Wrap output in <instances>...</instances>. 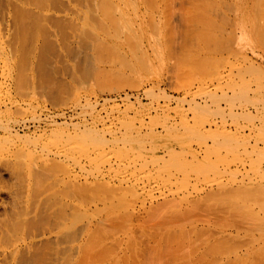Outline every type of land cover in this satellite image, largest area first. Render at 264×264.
<instances>
[{
    "label": "rangeland",
    "instance_id": "374dc122",
    "mask_svg": "<svg viewBox=\"0 0 264 264\" xmlns=\"http://www.w3.org/2000/svg\"><path fill=\"white\" fill-rule=\"evenodd\" d=\"M157 1L0 0V206H3L0 207V212L3 211L0 220L5 219L6 223L14 222V220H11V215H13L11 212L14 210L11 211L10 208L12 207L11 209H13L12 205L17 203V207L15 205L17 212L22 215L24 213V217L20 214L22 220L24 219L28 224H32L31 232L28 229L24 232L20 231V235L18 234L16 237L19 242L18 244L23 240L29 242L33 238L32 236H36L37 238L34 239V242L36 240L39 249L37 244L34 243L35 246L33 245L30 248L32 249L30 250L32 251L30 255L33 256V253L38 249L35 253L37 254L36 259L39 261H37L39 264H64L67 261L64 260L66 256L69 258V261L71 260V263L69 261V263H66L72 264L74 261L81 260V256L78 257V255H82L81 252L83 251H87L84 253H88V251L94 252L93 254L88 253L89 261L87 259L86 264H89V262H92V264L93 262L95 264H120V262L124 263V261V264L126 262L127 264H146V261L147 264H173L174 262H171L172 258L173 260L175 258V262L177 259L180 261V258L183 260L186 254L188 256L184 260L190 262L191 260L193 261V258L195 259V256H191V254L201 249L202 246H207L204 243L207 242L208 246L209 244L212 245L209 242L215 243L216 238H222L221 241L223 242L226 234L232 237L233 235H239V238L241 237L239 240L242 239V242L249 238L255 239L253 244L257 246L254 248L258 249L259 252H264V246H262L264 245V236L263 239L260 237L261 233L264 235V228L259 230L264 227V209H262L264 207L262 206L264 205V195H260L259 197L257 193V195L252 196L248 192L252 197H247L246 195L245 197L240 196L237 199L229 198L230 201H228L227 195L223 196L227 200L221 195L223 199L219 201L218 195L217 201L214 199L216 198V194L213 196L214 200L212 196L211 198L206 197L211 195L212 190L220 189L221 187H223L221 192L227 190L228 187L229 189L230 187L231 189L245 188V185L246 188L250 189H254L255 185L264 188V177H262L264 176V158H261L264 157V146H262L264 142L261 144V141H264V122L262 124V120L264 121V108L260 106V102L264 101V94L257 92L253 96L247 92H240V87L250 78L248 74H244L251 67L250 62H243L244 57L253 60L251 62L255 64L254 67L256 66V69L252 66L254 71L256 70L255 79H258L255 81L264 86V71L262 69L264 68V44L257 34H252V36L250 34L251 40L253 39L252 44L251 41L247 42V40H250V37H247L246 41L242 42L241 40L239 50L233 42V26L236 15L240 16V19L246 18L245 21L249 24L250 4L248 0L246 2L245 0H235L236 2L234 0H206L204 4L206 7L203 6V8L202 0ZM166 1L169 2L165 5ZM242 3L244 5H241ZM237 9H240V11L238 10L239 14H237ZM195 14L199 17L201 16L202 19L201 17H196ZM243 14L245 15L243 16ZM188 15L190 17H187ZM198 18L203 20L201 21L202 23L197 20ZM114 21L117 24L119 23L118 26ZM217 22L220 23V26ZM112 25H114L115 29H111ZM167 25L168 27H166ZM246 26L249 29L247 24ZM126 28L129 29V32ZM198 29L200 30L199 32H197ZM208 29L209 32L207 31ZM204 30L205 33H208L205 34ZM202 39H205L207 46ZM242 39L244 40V37ZM253 45L255 50L259 51L253 50ZM257 45L259 46L257 47ZM250 46L251 49H249ZM238 51L240 52V61L234 62L235 57L233 55L238 53ZM209 59L211 60L210 62ZM209 63L211 66H209ZM233 63H238V65L234 64V66ZM236 67H240L241 71L245 70L243 73L241 72L245 75L243 78L241 73L239 75L240 78H235L238 75L232 69ZM206 71L209 72V75ZM125 77L126 79H124ZM210 99H212V102ZM216 99L218 100L215 104ZM248 102H252L251 105H253L251 106ZM204 103L208 106V109L206 106L205 109L202 108L204 107ZM206 109L210 112L208 113ZM247 112L249 113L247 114ZM253 113H255V116ZM248 116L253 117L248 120ZM240 121H242V124ZM207 124H224L232 133L209 134L204 131L199 132V129L203 130L201 126H204L207 130L210 129ZM239 124L242 127L244 126L245 130L241 131ZM260 127L263 128L262 132ZM52 130L57 131V137L48 139L39 137L42 132H53ZM204 133L206 138L203 135ZM237 134L240 135L238 136ZM250 134L251 136H248ZM76 135H82L87 141L82 140L80 143L77 142ZM225 135L228 137L227 140H225L227 138ZM13 136L32 138V143L22 144L20 142L17 144L14 139L12 145V143L4 141L5 137ZM86 136L87 138H85ZM217 136L218 138L215 139ZM89 139H93L94 142L88 143ZM250 139L254 143L261 142L258 143L260 146L257 144L256 147V143L254 144ZM232 141L235 145L231 143ZM250 142L253 143V148ZM244 143L246 145L250 144L244 148ZM232 146L235 147L233 148ZM235 148L239 151H236ZM249 149L255 152L253 153ZM243 151L247 156H244ZM191 153L196 155L198 159L193 158ZM252 154H255V157ZM259 162H262V165ZM236 168L237 171H234ZM231 170L234 171V174L228 175L227 172L230 173L232 172ZM223 172H226L227 175L225 173L222 176ZM185 174L186 177L183 178ZM244 174L249 177V179L246 177L249 181L244 178ZM168 175H173L176 179L174 178L171 184L165 183V186L162 181ZM220 177L222 180H220ZM217 179L219 180L216 181ZM261 179L262 181H260ZM103 182L104 184H102ZM118 186L121 189L123 187L125 190L122 189L120 191L117 188L119 190L117 192L116 187ZM104 188L108 189V192H105ZM111 188L112 190L113 188L116 189L114 190L116 193L112 192L110 194ZM83 189L87 190L88 193H86L87 191H83ZM74 190L77 191L75 192ZM82 191L84 193H81ZM100 192L104 195H100ZM162 192H165V194H162ZM106 193H109L111 196L108 195L107 197ZM217 193L220 194L219 192ZM114 194H117L118 197L114 196ZM241 194H243L242 191ZM164 196L168 197V200ZM205 197L206 199L204 200L208 198L209 201L212 200L207 203L206 201L203 202L202 199ZM162 198L165 199L164 201H170L171 205H173V202L175 204L176 201L178 203V207L176 206V208H180L179 206L183 207L184 205L185 212L182 209L183 213L173 216L175 220L173 219L172 221L180 223L179 219L182 218L181 223H186V225L183 224L185 228L179 227V223V225L175 226L176 224L172 222V225L171 220L170 224L169 221L165 222L169 217L172 219V214L167 212L168 207H166L167 211L164 209ZM189 200H193L191 204L194 206L198 205V210L202 209V212L205 203L206 207L208 205L210 207L211 205V209H208L209 207L205 208L206 210L203 213L207 214V210H211V212L209 211L210 213L205 215L200 211L199 213L198 210L195 211L196 209H193V205L188 203L190 202ZM200 200L202 204L204 203L203 205L201 203L198 204ZM194 201H197V203ZM155 202L163 205V211L165 210L167 214L165 215L161 211V214L158 213L161 222L155 216L156 219L154 218L155 220L151 221L153 222L151 226H148L150 221L146 220V217H150L148 216L149 212H151V216L154 215L150 207L155 208V206H158V209L161 208ZM255 204L262 205L260 207ZM39 205L42 208L44 207L45 212L43 209L37 211H42V214L45 213L47 217L49 214V217L52 218H49L50 220L42 218L46 222L48 220V225L50 226H46L47 223H44L45 221L41 219L43 215L40 216V219L43 221H41V224L40 219H37L39 221V228H37L39 230L42 228V232L40 231L38 236L37 232L39 230L32 229V227H36L35 223L37 221L34 222V220L39 217H36L39 214L36 211V207ZM40 206L39 208H41ZM173 207L175 208V206ZM3 208H7V215H5V209ZM39 208L37 207V209ZM213 208L216 211L219 209L218 213L216 212L217 214ZM87 209L88 211H86ZM109 209H114L110 216L107 214L110 211ZM188 209L192 211L188 212ZM93 210L98 211L95 212ZM129 211L131 215L128 221ZM225 211L227 214H221V212ZM124 212L128 213L124 215ZM118 214L127 216V218H123L122 215L120 216L122 220L125 219V225L128 222L127 226H125L126 228H122L120 225L124 222L119 220ZM184 214H187V218ZM163 216H167L168 218L163 219ZM198 216L201 224L196 222V220L198 221ZM98 217L101 222L104 219V223L106 224L102 222L100 223L101 226H99L97 224V221H99L97 220ZM112 217L117 222H113ZM176 217H179V221ZM107 218L110 219L109 221H112L107 222ZM218 219H221V221H218ZM144 220L149 222L143 224ZM188 220L191 221V226ZM202 220H205L206 223L204 221L202 223ZM219 222L223 223L220 224ZM229 222L231 225L228 224ZM208 223L211 225L207 226ZM96 224L97 227L95 226ZM159 224L161 227H159ZM236 224L241 225V229L237 228L238 230H235V227H238ZM164 225L166 227L172 225V228H174L172 229L168 226L165 230L163 229ZM217 225L220 227H217ZM221 225H224L225 229ZM228 225L231 228L234 227L231 229L230 227L228 228ZM3 227H5L4 224L1 229ZM67 227L70 232L73 230L74 239L72 238V242H70L72 233L69 234V231L66 230ZM107 227L108 229H106ZM47 228L48 230H52V232L47 233ZM115 228L117 229L115 230ZM90 229L96 232H93L94 236H97L96 240H100L98 241V246H95L91 242L93 239L88 238L93 244L91 246L96 247L94 248L96 251L89 246V243L88 246L84 243V238L88 236L87 234H92ZM35 230L37 234H35ZM79 230H81L80 234ZM57 231H63L65 234L63 232L58 233ZM182 231H185V234ZM195 231H199L201 236L198 235L199 232L195 234ZM205 231L212 235L205 233ZM105 232H108L107 235ZM164 232H173L180 239L182 238V234L186 235H182L185 238L181 239L183 244L181 241V244L165 242ZM213 233H216L215 236ZM68 234L71 235L70 239L67 238ZM144 234H146L145 236H147L146 239L149 240V243L145 240ZM131 235L133 238L130 237ZM160 236L163 240L158 239ZM210 236L213 237L210 238ZM232 237H229V239L231 240ZM38 238L39 240H37ZM41 239H43V242L47 241V243H41ZM229 239L228 241H230ZM85 241L87 242L88 240ZM192 241L193 243H190ZM238 241L235 243L238 244ZM239 242L241 244V241ZM139 243L142 245H138ZM184 243L186 244L184 245ZM246 243L249 242L246 241ZM64 244L66 248H69L66 249ZM82 244H85L88 248L90 247L92 251L91 249L88 250V248L84 250L83 247L81 248L83 251L79 250L78 247L79 245L82 246ZM193 244L195 245L193 246ZM5 245H0V264L5 262V259L9 257V253L7 252L11 251V248H7ZM132 245H134L133 248ZM135 246H140L137 249L142 247L143 249H140L141 251L137 250L134 248ZM244 246L247 248H239L237 250L238 254H242L243 251L251 248L249 244ZM71 247L73 248L71 249ZM100 247L101 249H99ZM260 247H262V250H260ZM129 248H132V251H134L129 252ZM175 248L179 251H176ZM237 248L235 247V249ZM7 249L10 250L8 251ZM153 249L156 250L153 251ZM106 250L108 255L104 252V255L101 254V256H108V260L103 258L105 261L102 259L99 261L101 257L100 253ZM109 250H112V255ZM258 250H256V253ZM30 251L24 248V252H22L23 256L19 255L20 259L17 257L15 264H22L24 261L29 262L26 264H31L36 260L35 258L33 260V257L29 259ZM126 252L128 253L126 254ZM134 252L137 253L136 256H133V254L135 255ZM177 252L181 253L177 254ZM122 253L126 254V257L125 255L122 257ZM152 254L156 255L152 256ZM175 255H180L181 257L177 256L176 258ZM244 255L242 254V256ZM112 257L113 259H111ZM245 257L247 258L246 255ZM224 258L231 259L232 254L229 257L224 256ZM224 258H222V263L219 261L220 264L226 262H224ZM150 259L151 261L148 262ZM8 261L10 259L6 260V262ZM217 262L215 264H218ZM33 264H35V261ZM203 264H213V260H205Z\"/></svg>",
    "mask_w": 264,
    "mask_h": 264
},
{
    "label": "bare ground",
    "instance_id": "6f19581e",
    "mask_svg": "<svg viewBox=\"0 0 264 264\" xmlns=\"http://www.w3.org/2000/svg\"><path fill=\"white\" fill-rule=\"evenodd\" d=\"M126 1H127V0H126ZM145 1H147V0H145ZM150 1H151V0H150ZM155 1H156V0H155ZM158 1H159V0H158ZM158 1H157V2H158ZM164 1H165V0H164ZM194 1H195V0H194ZM207 1H208V0H207ZM234 1H235V0H234ZM239 1H240V0H239ZM242 1H243V0H242ZM242 1H241V2H242ZM168 2H169V1H166V3H164V4L166 5ZM189 2H190V1H189ZM198 2H199V1H198ZM201 2H203V5L200 3V4L202 5V7L205 6L204 4H205L206 0H204V1L202 0ZM210 2L212 3V1H210ZM224 2H225V1H224ZM235 2H236V1H235ZM245 2H246V0H245ZM245 2H244V4H245ZM208 3H209V2H208ZM248 3L250 4V16L248 17V18H250V19H249V24L246 23V21H245L246 18H245V17H244L245 19H242V18L240 19V16L236 15L235 23H234V26H233V31H234V39H233L234 41H233V42H234V45H235L236 47H238V50H239V46L241 45V40H242V42H243V41H246L245 39H248V38L250 37V34H251V36H252V34H253V35L257 34V35L260 37V40H262V41H263V44H264V0H248ZM248 3H247V4H248ZM125 4H126V3H125ZM148 4H149V3H148ZM206 4H207V3H206ZM209 4H210V3H209ZM212 4H213V3H212ZM231 4H232V3H231ZM244 4L242 3L241 5H244ZM115 5H116V4H115ZM117 5H118V4H117ZM129 5H130V3H129ZM191 5H192V4H191ZM201 5H200V6H201ZM232 5H233V4H232ZM232 5H231V6H232ZM170 6H171V5H170ZM197 6H198V5H197ZM215 6H216V5H215ZM223 6H224V5H223ZM228 6H229V5H228ZM113 7H114V6H113ZM121 7H122V6H121ZM131 7L133 8V6H131ZM131 7H130V8H131ZM135 7H136V6H135ZM162 7H163V6H162ZM167 7H168V6H167ZM205 7H206V6H205ZM208 7H209V6H208ZM210 7H211V6H210ZM255 7H256V8H255ZM119 8H120V7H119ZM155 8H156V7H155ZM165 8H166V7H165ZM199 8L201 9V7H199ZM203 8H204V7H203ZM224 8H226V6H224ZM230 8H231V7H230ZM243 8H244V7H243ZM190 9H191V8H190ZM196 9H198V8H196ZM200 9H199V11H200ZM235 9H236V8H235ZM133 10H134V9H133ZM183 10H184V9H183ZM203 10H204V9H203ZM208 10H210V9H208ZM238 10L240 11V9H237V11H238ZM205 11H206V10H205ZM205 11H203V12L205 13ZM239 11L237 12V14H239ZM201 12H202V10H201ZM104 13H105V12H104ZM164 13H165V11H164ZM196 13H197V10H196ZM187 14H188V13H187ZM201 14H203V13H201ZM190 15H191V14H190ZM193 15H194V14H193ZM195 15H196V14H195ZM203 15H204V14H203ZM244 15H245V14H243V16H244ZM119 16H120V15H119ZM185 16H186V15H185ZM110 17H111V16H110ZM187 17H190V16L188 15ZM193 17H194V16H193ZM196 17H199V16L196 15ZM200 17H201V16H200ZM200 17H199V18H200ZM203 17H204V16H203ZM108 18H109V17H108ZM108 18H107V19H108ZM151 18H152V17H151ZM164 18H165V17H164ZM199 18L197 19L198 21H200V22L203 21V20H200ZM201 19H202V17H201ZM205 19H206V18H205ZM114 20H115V19H114ZM116 20H117V19H116ZM165 20H166V19H165ZM192 20H193V19H192ZM185 21H186V20H185ZM193 21H194V20H193ZM195 21H196V20H195ZM198 21H197V22H198ZM207 21H208V20H207ZM207 21H206V24H207ZM108 22H109V21H108ZM114 22H115V21H114ZM133 22H134V21H133ZM165 22H166V21H165ZM197 22H196V23H197ZM208 22H209V21H208ZM247 22H248V21H247ZM84 23H85V22H84ZM115 23H116V22H115ZM115 23H114V24H115ZM153 23H154V22H153ZM160 23H161V21H160ZM201 23H202V22H201ZM217 23H218V22H217ZM118 24H119V23H118ZM118 24L116 23L117 26H118ZM124 24H125V23H124ZM162 24H163V23H162ZM199 24H200V23H199ZM218 24H219V26H220V23H218ZM246 24L249 26V27H248L249 29H247ZM104 25H105V24H104ZM116 25H115V26H116ZM155 25H157V24H155ZM155 25H154V27H155ZM208 25L210 26V24H208ZM113 26H114V25H112V27H113ZM125 26H126V24H125ZM133 26H134V25H133ZM151 26H152V25H151ZM189 26H190V25H189ZM204 26L206 27V25H204ZM231 26H232V25H231ZM112 27H111V29H115L114 27H113V28H112ZM119 27H120V26H119ZM142 27H143V26H142ZM166 27H168V25H167ZM105 28H106V27H105ZM109 28H110V27H109ZM117 28H118V27H117ZM127 28H129V27H127ZM127 28H126V29H127ZM149 28H150V26H149ZM158 28H159V27H158ZM161 28H162V27H161ZM202 28H203V26H202ZM207 28H209V27H207ZM207 28H206V29H207ZM111 29H110V30H111ZM129 29H130V28H129ZM129 29H127L128 32H129ZM142 29H144V28H142ZM166 29H167V28H166ZM203 29H204V28H203ZM203 29H202V30H203ZM110 30H109V31H110ZM121 30H122V29H121ZM160 30H161V29H160ZM160 30H159V31H160ZM171 30H172V29H171ZM130 31H132V30H130ZM161 31H162V30H161ZM193 31H194V30H193ZM196 31H197V30H196ZM199 31H200V30L198 29L197 32H199ZM207 31L209 32V29H208ZM233 31H232V32H233ZM174 32H175V31H174ZM208 32H206V33H208ZM111 33H113V32L111 31ZM115 33H116V32H115ZM120 33H121V32H120ZM124 33H125V32H124ZM126 33H127V32H126ZM130 33H131V32H130ZM153 33H154V32H153ZM200 33H201V32H200ZM204 33H205V30H204ZM206 33H205V34H206ZM243 33H245V34H243ZM127 34H128V33H127ZM142 34H143V33H142ZM151 34H152V33H151ZM168 34H169V33H168ZM193 34H194V33H193ZM202 34H203V33H202ZM154 35H155V34H154ZM196 35H197V34H196ZM242 35H243V36H242ZM108 36H109V35H108ZM115 36H117V35H115ZM172 36H173V35H172ZM193 36H194V35H193ZM198 36H200V35H198ZM201 36H203V35H201ZM208 36H209V35H208ZM208 36H206V37H208ZM258 36H257V37H258ZM117 37H118V36H117ZM209 37H210V36H209ZM243 37H244V40L242 39ZM247 37H248V38H247ZM255 37H256V36H255ZM198 38H199V37H198ZM212 38H213V37H212ZM215 38H216V37H215ZM114 39H115V38H114ZM114 39H113V40H114ZM129 39H130V38H129ZM205 39H207V38H205ZM205 39H202V40H204V43H205ZM208 39H209V38H208ZM217 39H219V38H217ZM249 39H250V40H247V42H248V41H249V42L251 41V44H252V40H253V39L251 40V37H250ZM254 39H255V38H254ZM258 39H259V38H258ZM126 40H127V39H126ZM136 40H137V39H136ZM163 40H164V39H163ZM200 40H201V38H200ZM214 40H215V39H214ZM260 40H259V41H260ZM121 41H123V40L121 39ZM127 41H128V40H127ZM130 41H131V40H130ZM206 41H207V40H206ZM208 41H209V40H208ZM210 41H211V39H210ZM210 41H209V44H210ZM216 41H217V40H216ZM219 41H220V40H219ZM110 42H111V41H110ZM202 42H203V41H202ZM202 42H201V43H202ZM217 42H218V41H217ZM221 42H222V41H221ZM112 43H113V42H112ZM126 43H127V42H126ZM133 43H134V42H133ZM155 43H157V42H155ZM161 43H162V42H161ZM226 43H227V42H226ZM136 44H137V43H136ZM206 44H207V43H205V45H206ZM245 44H246V43H245ZM249 44H250V43H249ZM249 44H248V46H249ZM253 44H254V43H253ZM110 45H112V44H110ZM113 45H114V43H113ZM123 45H124V43H123ZM157 45H159V44H157ZM202 45H203V44H202ZM254 45H255V44H254ZM254 45H253V47H252V48H254L253 50H255ZM108 46H109V45H108ZM118 46H119V45H118ZM200 46H201V45H200ZM206 46H207V45H206ZM215 46H216V45H215ZM258 46H259V45H257V47H258ZM260 46H261V45H260ZM201 47H203V46H201ZM212 47H213V45H212ZM216 47H217V46H216ZM233 47H234V46H233ZM261 47H262V46H261ZM261 47H260V48H261ZM226 48H227V47H226ZM226 48H225V49H226ZM240 48H241V47H240ZM262 48H263V47H262ZM112 49H113V48H112ZM136 49H137V47H136ZM145 49H146V48H145ZM206 49H207V48H206ZM249 49H251V46L249 47ZM249 49H248V50H249ZM256 49H257V48H256ZM263 49H264V48H263ZM200 50H202V49H200ZM215 50H216V49H215ZM246 50H247V49H246ZM210 51H211V50H210ZM251 51H252V50H251ZM255 51H259V50H255ZM215 52H216V51H215ZM244 52H245V50H244ZM253 52H254V51H253ZM261 52H263V51L261 50ZM110 53H111V52H110ZM193 53H194V52H193ZM242 53H243V51H242ZM244 54H246V53H244ZM259 54H260V53H259ZM187 55H188V54H187ZM187 55H186V56H187ZM239 55H240V52H239V51H238V53H236V54L233 55V56L235 57V60H233L234 62L239 60ZM229 56H230V55H229ZM246 56H247V55H246ZM260 56H261V55H260ZM263 56H264V55H263ZM263 56H261V57H263ZM191 57H192V56H191ZM212 57H213V56H212ZM249 57H250V56H249ZM138 58H139V57H138ZM144 58H145V57H144ZM201 58H202V56H201ZM201 58H200V59H201ZM232 58H233V57H232ZM242 58H243V57H242ZM233 59H234V58H233ZM263 59H264V58H263ZM137 60H138V59H137ZM202 60H203V58H202ZM251 60H252V59L249 60V59H247V58H245V57L243 58V62H247V63L250 62V66H251V67H249V68L247 67L248 69H247L246 71L243 70V71H245L244 74H248V76H250V78L247 79V80L245 81L246 83H245L243 86L240 87V92H245V93L247 92V93L252 94L253 96H254L257 92H258V93L261 92L262 94H264V86H263L262 84H259L258 81H257L258 83L255 81V80L257 79V78L255 79V72H256V70L254 71V69H253V67H254L255 64L252 63L253 60H252V62H251ZM139 61H140V60H139ZM144 61H145V60H144ZM196 61H197V60H196ZM207 61H208V60H207ZM210 61H211V60L209 59V62H210ZM239 61H240V60H239ZM239 61H238V62H239ZM260 61H261V60H260ZM171 62H172V61H171ZM215 62H216V61H215ZM255 62H256V61H255ZM197 63H198V62H197ZM205 63H206V61H205ZM152 64H153V63H152ZM179 64H180V63H179ZM209 64H210V63H209ZM234 64H235V63H233V65H234ZM261 64H262V62H261ZM207 65H208V64H207ZM233 65H232V66H233ZM235 65H238V63L235 64ZM235 65H234V66H235ZM247 65H248V64H247ZM128 66H129V65H128ZM202 66H203V65H202ZM209 66H211V64H210ZM219 66H220V65H219ZM252 66H253V67H252ZM263 66H264V65H263ZM255 67H256V66H255ZM255 67H254V68H255ZM197 68H198V67H197ZM205 68H206V67H205ZM143 69H144V68H143ZM190 69H191V68H190ZM194 69H195V68H194ZM255 69H256V68H255ZM262 69H263V71H264V68H262ZM262 69L260 68V70H262ZM129 70H130V69H129ZM144 70H145V69H144ZM206 70H207V68H206ZM232 70H234L233 72H235V74L238 75V76L235 77V78H238V77L240 78L239 75H241V74L243 73V71H241V68H240V67H236L235 69H232ZM258 70H259V69H258ZM140 71H141V70H140ZM211 71H212V70H211ZM206 72H208V71H206ZM233 72H232V73H233ZM241 72H242V73H241ZM259 72H261V71H259ZM240 73H241V74H240ZM205 74H206V73H205ZM210 74H211V73H210ZM212 74H213V73H212ZM263 74H264V73H263ZM106 75H107V74H106ZM111 75H112V74H111ZM196 75H197V74H196ZM208 75H209V72H208ZM242 75H243V74H242ZM108 76H109V75H108ZM124 76H125V75H124ZM244 76H245V75H243L242 78H243ZM181 77H182V76H181ZM103 78H104V77H103ZM105 78H106V76H105ZM109 78H111V77L109 76ZM124 79H126V77H125ZM181 79H182V78H181ZM181 79H180V80H181ZM261 79H262V78H261ZM111 80H112V79H111ZM117 80H118V79H117ZM129 80H130V79H129ZM188 80H189V79H188ZM235 80H236V79H235ZM257 80H258V79H257ZM134 82H135V81H134ZM179 82H180V81H179ZM125 83H126V82H125ZM189 83H190V82H189ZM130 84H131V83H130ZM133 84H134V83H133ZM135 84H137V83H135ZM105 85H106V82H105ZM131 85H132V84H131ZM137 85H138V84H137ZM254 87H255V88H254ZM119 88H121V87H119ZM148 94H149V93H148ZM148 96H149V95H148ZM249 97H250V95H249ZM210 98H211V97H210ZM214 99H215V98H214ZM227 99H228V98H227ZM262 99H263V98H262ZM184 100H185V99H184ZM211 100H212V99H210V101H211ZM217 100H218V99H216V101L214 102L215 104H216ZM247 100H248V99H247ZM204 101H205V100H204ZM211 102H212V101H211ZM232 102H233V100H232ZM225 103H226V102H225ZM248 103H250V102H248ZM251 103H252V102H251ZM251 103H250V105H251ZM260 103H261V104H260ZM260 103H259L260 106H262V107L264 108V101H261ZM209 104L211 105V103H209ZM259 104H258V106H259ZM202 105H203V104H202ZM252 105H253V104H252ZM252 105H251V106H252ZM255 105H257V104H255ZM193 106H194V105H193ZM205 106H206V105H205V103H204V107H202V108L205 109ZM235 106H236V105H235ZM189 107H190V106H189ZM196 107H197V106H196ZM218 107H219V106H218ZM253 107H255V106H253ZM197 108H198V107H197ZM206 108L208 109V106H206ZM256 108L259 109V107H257V106H256ZM190 109H191V108H190ZM192 109H194V108L192 107ZM199 109H200V108H199ZM207 109H206V110H207ZM200 110H201V109H200ZM212 110H213V109H212ZM263 110H264V109H263ZM191 111H192V110H191ZM207 111H208V110H207ZM215 111H216V110H215ZM245 111H246V109H245ZM249 111H250V110H249ZM259 111H260V110H259ZM209 112H210V111H208V113H209ZM211 112H212V114H214L213 111H211ZM240 112H241V111H240ZM260 112H261V111H260ZM204 113H205V112H204ZM215 113H216V112H215ZM237 113L240 114L239 112H237ZM244 113H245V112H244ZM244 113H243V114H244ZM248 113H249V112H247V114H248ZM250 113H251V112H250ZM241 114H242V112H241ZM254 114H255V113H253V115H254ZM259 114H260V113H259ZM262 114H263V113H262ZM217 115H218V114H217ZM235 115H237V114H235ZM235 115H234V117H235ZM244 115H246V114H244ZM249 115H252V114H249ZM231 116H232V115H231ZM246 116H247V115H246ZM254 116H255V115H254ZM256 116H257V115H256ZM234 117H233V118H234ZM243 117H244V116H243ZM252 117H253V116H252ZM252 117H251V116H250V117L248 116L247 118H248V120H249V119H251ZM165 118H166V117H165ZM229 118H230V117H229ZM236 118H237V117H236ZM257 118H258V117H257ZM237 119H238V118H237ZM237 119H236V120H237ZM255 119H256V118H255ZM260 119L262 120V118H260ZM160 120H161V119H160ZM238 120H240V119H238ZM252 120H253V119H252ZM261 120H260V122H261ZM164 121L166 122L165 119H164ZM242 121H244V120H242ZM242 121H240L241 124H242ZM250 121H251V120H250ZM250 121H247V122H250ZM253 121H255V120H253ZM253 121H252V122H253ZM162 122H163V121H162ZM244 122H245V121H244ZM247 122H246V124H247ZM263 122H264V121L262 120V124H263ZM211 123H214V122H211ZM209 124H210V123H209ZM236 124H237V123H236ZM236 124H235V125H236ZM257 124H258V123H257ZM164 125H166V124H164ZM207 125H208V124H207ZM237 125H238V124H237ZM244 125H245V124H244ZM166 126H167V125H166ZM196 126H197V125H196ZM239 126H240V124H239ZM258 126H259V125H258ZM168 127H170V126L168 125ZM201 127L203 128V130H200L199 127H198L199 132H201V131L203 132V131H204V132H207V133H209V134H211V133L218 134V133H222V132H227L228 134H229V133H230V134L232 133V132H230L229 129H227V127H226L224 124H221V125H217V124L208 125V127L210 128V129H208V130L205 129L204 126H201ZM212 127H214V128H212ZM235 127H237V126H235ZM240 127H241V128H240L241 131L245 130L244 126L242 127V125H241ZM247 127H248V126H247ZM237 128H238V127H237ZM243 128H244V129H243ZM260 128H261V132H262V131H263V130H262L263 128H262V127H260ZM260 128H259V129H260ZM246 129H248V128H246ZM259 129H258V131H259ZM52 131H53V132H50V131H49V132H42V134H41L39 137H44V138H46V139L57 137V135H58V134H57V131H56V130H52ZM183 131H184V130H183ZM212 131H213V132H212ZM235 131H236V129H235ZM246 131H248V130H246ZM250 131H251V130H250ZM199 132H198V133H199ZM252 132H253V130H252ZM256 132H257V130H256ZM263 132H264V131H263ZM233 133H234V132H233ZM237 133H238V132H237ZM246 133H247V132H246ZM228 134H226V135H228ZM127 135H128V134H127ZM199 135H200V134H199ZM203 135L205 136V133H204ZM220 135H221V134H220ZM226 135H225V136H226ZM237 135H238V134H237ZM239 135H240V134H239ZM239 135H238V136H239ZM200 136H201V135H200ZM221 136H222V135H221ZM225 136H224V137H225ZM230 136H231V135H230ZM230 136H229V137H230ZM248 136H251V134L248 135ZM258 136H259V135H258ZM76 137H77L76 140H77V142H79V143H80L82 140H85L84 137H82V135H81V136H80V135H76ZM76 137H75V138H76ZM208 137H211V136H208ZM226 137H227V136H226ZM243 137H244V136H243ZM252 137H253V135H252ZM261 137H262V134H261ZM1 138L4 140L3 137H1ZM85 138H87V136H86ZM91 138H92V137H91ZM205 138H206V136H205ZM212 138H213V137H212ZM217 138H218V136L215 137V139H217ZM222 138H223V136H222ZM253 138H254V137H253ZM253 138H252V139H253ZM14 139L16 140V143H17V144L20 143V142H21L22 144H23V143H24V144H26V143H29V144L32 143V138H29V137H23V136L5 137V140H4V141H6L7 143H12V145H13V142H12V141H13ZM73 139H74V138H73ZM215 139H214V142H215V144H216ZM220 139H221V137H220ZM227 139H228V137H227L225 140H227ZM3 140H2V141H3ZM34 140H35V139H34ZM34 140H33V141H34ZM76 140H75V141H76ZM181 140H182V139H181ZM218 140H219V139H218ZM234 140H235V139H234ZM250 140H251V139H250ZM73 141H74V140H73ZM85 141H87V140H85ZM201 141H202V140H201ZM228 141H229V140H228ZM230 141H231V138H230ZM235 141H236V140H235ZM251 141H252V140H251ZM259 141H260V140H259ZM14 142H15V141H14ZM93 142H94L93 139H92V140L89 139V141H88V143H93ZM102 142H103V141H102ZM218 142H219V141H218ZM220 142H221V141H220ZM240 142H241V141H240ZM244 142H246V141H244ZM247 142H248V141H247ZM247 142H246V143H247ZM252 142H253V141H252ZM257 142H258V141H257ZM261 142H262V143H261ZM261 142H258V143L263 144L264 141H261ZM202 143H203V142H202ZM231 143L233 144L234 142L232 141ZM238 143H239V142H238ZM250 143H251V142H250ZM250 143H248V144H250ZM253 143H254V142H253ZM253 143H251L252 148H253ZM255 143H256V142H255ZM255 143H254V144H255ZM258 143L255 144L256 147H257V144H258ZM73 144H74V143H73ZM244 144H245V143H244ZM248 144H247V145L245 144V147H244V148H246V146H248ZM217 145H218V144H217ZM234 145H235V143H234ZM258 145H259V144H258ZM105 146H106V145H105ZM228 146H230V145H228ZM259 146H260V145H259ZM262 146H264V145H262ZM232 147H233V146H232ZM234 147H235V146H234ZM234 147H233V148H234ZM256 147H254L255 150H257ZM241 148H242V147H241ZM225 149H226V148H225ZM229 149H230V147H229ZM235 149H236V148H235ZM263 149H264V148H263ZM230 150H231V149H230ZM249 150H250V149H249ZM258 150H259V149H258ZM236 151H239V150L236 149ZM247 151H248V150H247ZM250 151H252V149H251ZM243 152H244V151H243ZM252 152L254 153L255 151H252ZM256 152H257V151H256ZM257 153H258V152H257ZM260 153H261V152H260ZM191 154H192V153H191ZM218 154H220V153H218ZM241 154H242V152H241ZM258 154H259V153H258ZM261 154H262V153H261ZM252 155L254 156L255 154H252ZM191 156H192L193 158H197L196 155H193V154H192ZM244 156H247V154H245V152H244ZM68 157H69V156H68ZM250 157H251V155H250ZM254 157H255V156H254ZM256 158H258V157H256ZM256 158H255V159H256ZM261 158H264V157H261ZM197 159H198V158H197ZM245 159H246V157H245ZM253 159H254V158H253ZM238 160H239V159H238ZM242 160H243V158H242ZM260 160H261V159H260ZM173 161H174V159H173ZM236 161H237V159H236ZM245 161H246V160H245ZM251 161H252V160H251ZM254 161H256V160H254ZM252 162H253V161H252ZM121 163H122V162H121ZM171 163H172V162H171ZM246 163H247V162H246ZM259 163H261V165H262V162H259ZM247 164H248V163H247ZM249 164H250V163H249ZM207 165H208V164H207ZM210 166H212V165H210ZM244 166H246V164H244ZM249 166H250V165H249ZM236 167H237V166H236ZM254 167H255V166H254ZM186 168H187V167H186ZM243 168H244V167H243ZM250 169H251V168H250ZM262 169H263V168H262ZM228 170H229V169H228ZM248 170H249V169H248ZM229 171H230V170H229ZM231 171H232V170H231ZM234 171H237V168H236ZM234 171H232V172H230V173L227 172V173H228V175H233V174H234ZM241 171H242V170H241ZM241 171H240V172H241ZM245 171H246V170H245ZM245 171H244V172H245ZM254 172H255V170H254ZM256 172H257V170H256ZM258 172H259V171H258ZM192 173H193V172H192ZM216 173L218 174V172H216ZM225 173H226V172H223V173H222V174H223L222 176H224ZM227 173H226V175H227ZM247 173H250V172H247ZM247 173H245V174H247ZM241 174H242V173H241ZM245 174H244V178L248 177V176H245ZM255 174H256V173H255ZM260 176H261V175H260ZM260 176H258V177H260ZM185 177H186V174L184 175L183 178H185ZM189 177H190V176H189ZM216 177H217V176H216ZM226 177H227V176H226ZM242 177H243V176H242ZM255 177H256V176H255ZM262 177H264V176H262ZM174 178H175V176H173V175H172V176H171V175H168L167 178H166V176L164 177V179H163L162 182H164V185H165V183H170V184H171ZM223 178H224V177H223ZM238 178H240V177H238ZM251 178H252V177H251ZM256 178H257V177H256ZM175 179H176V178H175ZM246 179H247V178H246ZM248 179H249V177H248ZM248 179H247V180H248ZM257 179H258V178H257ZM257 179H256V180H257ZM151 180H152V179H151ZM184 180H185V179H184ZM218 180H219V179H217L216 181H218ZM220 180H222L221 177H220ZM223 180H224V179H223ZM253 180H255V179H253ZM187 181H188V180H187ZM190 181H191V180H190ZM248 181H249V180H248ZM257 181H258V180H257ZM260 181H262V179H261ZM221 182H223V181H221ZM224 182H225V181H224ZM212 183H213V182H212ZM226 183H227V182H226ZM246 183H247V182H246ZM246 183H245V184H246ZM102 184H104V182H103ZM242 184H243V183H242ZM259 184H260V183H259ZM263 184H264V183H263ZM161 185H163V184H161ZM164 185H163V186H164ZM221 185H222V184H221ZM234 185H235V184H234ZM248 185H249V184H248ZM119 186H120V185H119ZM119 186L116 187V189L118 188L120 191H122L123 187H122V189H121V187H119ZM165 186H166V185H165ZM229 186H230V185H229ZM92 187H93V186H92ZM109 187H110V186H109ZM109 187H108V188H109ZM218 187H219V186H218ZM232 187H233V186H232ZM93 188H94V187H93ZM114 188H115V187H114ZM114 188H113V190H112V188L110 189V190H111L110 194H112V192H113V193L115 192L114 190H116V189H114ZM161 188H162V187H161ZM189 188H190V187H189ZM205 188H206V187H205ZM222 188H223V187H221L220 189L212 190V191H214V192L211 191V193H210L211 195L206 196V197L211 198V196H212V199H213V196H215V194H216V196H215L216 198H214V199H215V201H217V199H218V198H217V195H218V197L220 198V199H218V201H219V200L225 198V197H223V196H225V195H227V199H229V198H233V199L235 198V199H237V198H240V196L245 197L246 195H247V197H249V196H251V195H252V196L255 195V194L257 195V193H258V196H259V197H260V195H264V193H263L264 188H261V186L258 187V186H256V185H255L254 189H253L252 187H251L252 189H250V188H246V185H245V188H244V187H242V188L240 187V189H239V188H236V189L233 188V189H231V187H230V189H229V187H228L227 190H223V192H221V191H222ZM260 188H261V189H260ZM98 189H99V186H98ZM101 189H102V188H101ZM104 189H105V188H104ZM118 189H117V192L119 191ZM234 189H235V190H234ZM238 189H239V190H238ZM241 189H242V190H241ZM245 189H246V190H245ZM247 189H248V190H247ZM80 190H81V189H80ZM110 190H109V191H110ZM123 190H125V189H123ZM233 190H234V191H233ZM240 190L242 191L243 194H241V191H240ZM250 190H251V191H250ZM74 191L76 192L77 190H74ZM83 191H85V190L83 189ZM83 191H82L81 193H84ZM86 191H87V190H86ZM86 191H85V192H86ZM90 191H91V190H90ZM99 191H100V190H99ZM101 191H104V190H101ZM106 191L108 192V189H105V192H106ZM126 191L128 192L127 189H126ZM126 191H125V192H126ZM163 191H164V190H163ZM184 191H186V190H184ZM231 191H232V192H231ZM236 191H238V192H236ZM243 191H244V192H243ZM252 191H253V192H252ZM105 192H103V193H105ZM149 192H150V191H149ZM174 192H175V191H174ZM181 192H182V191H181ZM181 192H180V193H181ZM217 192H219V193L221 192L222 194H221V193L218 194ZM224 192H225V193L228 192V193L225 194ZM234 192H235V193H234ZM248 192H250L251 195H250V193H248ZM254 192H255V193H254ZM81 193H80V194H81ZM86 193H88V191H87ZM86 193H85V194H86ZM97 193H98V191H97ZM115 193H116V192H115ZM204 193H205V192H204ZM237 193H238V194H237ZM239 193H240V194H239ZM252 193H253V194H252ZM260 193H261V194H260ZM262 193H263V194H262ZM77 194H78V193H77ZM91 194H93V193L91 192ZM95 194H96V193H95ZM101 194H102V192H100V195H101ZM110 194H109V193H106L105 195H107V197H108V195H110ZM162 194H165V192H162ZM207 194H208V193H207ZM213 194H214V195H213ZM228 194H229V196H228ZM98 195H99V194H98ZM102 195H104V194H102ZM149 195H150V194H149ZM160 195H161V194H160ZM219 195H220V196H219ZM221 195H222L223 198H221ZM110 196H111V195H110ZM114 196L118 197L117 194H116V195L114 194ZM166 196H168V195H166ZM176 196H177V195H176ZM203 196H204V195H203ZM252 196H251V197H252ZM91 197H92V196H91ZM99 197H100V196H99ZM107 197H106V198H107ZM116 197H115V198H116ZM164 197H165V196H164ZM174 197H175V196H174ZM186 197H187V196H186ZM206 197L203 198L202 200H203V202L206 201V203H207V202L209 201V200H208L209 198H208L207 200H204V199H206ZM259 197H257V198H259ZM95 198H96V197H95ZM106 198H105V199H106ZM165 198H166V197H165ZM170 198H171V196H170ZM175 198H176V197H175ZM178 198H179V197H178ZM187 198H188V197H187ZM11 199H12V198H11ZM11 199H10V200H11ZM92 199H93V198H92ZM108 199H112V198H108ZM162 199H163V198H162ZM166 199L168 200V197H167ZM176 199H177V198H176ZM180 199H181V198H180ZM212 199H211V200H212ZM214 199H213V200H214ZM225 199H226V198H225ZM227 199H226V200H227ZM164 200H165V199H163V201H164ZM211 200H210V201H211ZM250 200H252V199H250ZM250 200H249V201H250ZM13 201H14V200H13ZM173 201H174V200H173ZM173 201H171V202H173ZM189 201H190V200H189ZM192 201H193V200H191V201L188 202V203L191 204ZM210 201H209V202H210ZM224 201H225V200H224ZM228 201H230V199H229ZM249 201H248V202H249ZM253 201H254V200H253ZM89 202H90V201H89ZM92 202H93V201H92ZM160 202H161V201H160ZM164 202H166V203L164 204ZM164 202H162L164 206L161 205V204H160V205H161V206H160L159 203L155 202L157 205H159V207H161L160 209H158V206H157V207L155 206V208L150 207V209H152V213H153L154 215L152 214L153 216H151V212H149L148 216H150V217H149L150 219H149L148 217H146V220H149V221H150V223H149L148 226H151V224L153 223V222H151V221H154V220L158 217V213L161 214V211H163V207H164V209H165L166 211H167V209H168L167 212H170V213L172 214V219H171L170 217H169V219H167V218H168L167 216H163V219H164V218L167 219L165 222L169 221V224H170V220H171V223L173 222V221H172L173 219L175 220V217H173V216H175V215H181V213H183V212H182V209H183V211L185 210L184 205H183L184 208H183L182 206H179L180 208H176V206L178 207V203H176V201H175V204H176V205L174 204V202L172 203L173 205H171L170 201H169V202H168V201H164ZM178 202H179V201H178ZM194 202L197 203V201H194ZM194 202H193V203H194ZM250 202H251V201H250ZM250 202H249V203H250ZM255 202H256V201H255ZM257 202H260V201H257ZM14 203H15V202H14ZM112 203H113V202H112ZM115 203H116V202H115ZM140 203H141V202H140ZM169 203H170V204H169ZM195 203H194V204H195ZM200 203H201V200L199 201L198 204H200ZM206 203H205V204L203 203V204H204V210H206L205 208H208V207H209V205H208V207H206ZM251 203H252V202H251ZM0 204H1V203H0ZM16 204H17V203H16ZM16 204H15V205H16ZM88 204H89V203H88ZM118 204H119V203H118ZM130 204H131V203H130ZM156 204H155V205H156ZM201 204H202V203H201ZM203 204H202V205H203ZM231 204H232V203H231ZM262 204H263V203H262ZM262 204H258V205L261 207ZM2 205H4V204H2ZM15 205H12V206H13V209H11L12 207L10 206V207H11L10 210H11V211L14 210V211L11 212V213L13 214V215H11V217H12L11 220H14V222H12V223H6V220H5V219H1V220H0V225L3 226V224H4V226H5V227H3V229H1L2 226H1V228H0V245L2 246V245H4V244H6L5 247H7V248L10 247V248H11V251H9L10 249H9V250L7 249V250L9 251V252H7V253H9V254H8L9 257H7V258L5 259V262H3L4 264H15V259H16L17 257L19 258L21 255L23 256V253H22V252H24V248H25V250L28 249V251H30V250H32V249H30V248H32V246L34 245V243L37 244V243H36V240H35V242H34V239L37 238L36 236H32L33 238L31 237L32 239H31L29 242H25V240H23L20 244H18L19 242L17 241V238H16V237L18 236V234L20 233V231H23V232H24V231H26V230L28 229V231L31 232V226H32V224L30 225V224L27 223L26 220H24V219L22 220V218L20 217V214H21V213H18V212H17V209L15 208ZM21 205H22V204H21ZM42 205H44V204H42ZM142 205H143V204H142ZM166 205H168V206H166ZM191 205H193V204H191ZM191 205H190V206H191ZM255 205H257V204H255ZM258 205H257V206H258ZM24 206H25V205H24ZM39 206H40V205H39ZM39 206H37V207L39 208ZM135 206H136V205H135ZM162 206H163V207H162ZM173 206H175L176 209H175ZM195 206H196V207H195ZM195 206L193 205V209H194V210L196 209L195 211H197V210H198V208H197L198 205H195ZM262 206H264V205H262ZM0 207H3V206H0ZM16 207H17V205H16ZM21 207H22V206H21ZM37 207H36V211H37V210H42V209L44 208V207L42 208V206H40L41 208L37 209ZM66 207H67V206H66ZM166 207H168V208L166 209ZM191 207H192V206H191ZM260 207H259V208H260ZM110 208H112V207H110ZM113 208H114V207H113ZM137 208H138V206H137ZM202 208H203V207H202ZM215 208H216V207H215ZM243 208H244V207H243ZM254 208H255V207H254ZM3 209H5V210H4V211H5V212H4L5 215H7V214H6V213H7V212H6V211H7V210H6L7 208H3ZM45 209H46V208H45ZM76 209H77V208H76ZM107 209H108V208H107ZM134 209H135V208H134ZM199 209H200V207H199ZM208 209H211V205H210V207H209ZM216 209H217V208H216ZM241 209H242V208H241ZM262 209H264V207H263ZM24 210H25V209H24ZM27 210H28V209H27ZM109 210H110V211H109ZM109 210H108L109 213H107V214L110 216V215H112L114 209H109ZM143 210H144V207H143ZM165 210H164L162 213H165ZM201 210H202V209L198 210V212H199V211L202 212ZM204 210H203V212H205ZM213 210H214L215 213H216L217 211H219V209L216 211L214 208H213ZM213 210H212V211H213ZM260 210H261V209H260ZM43 211L45 212L44 209H43ZM48 211H49V210H48ZM77 211H78V210H77ZM86 211H88V209H87ZM93 211H95V210H93ZM93 211H92V212H93ZM97 211H98V210H96L95 212H97ZM187 211L190 212V211H192V210H189V209H188ZM195 211H193V212L196 213ZM209 211L211 212V210H209ZM209 211H208V210L206 211L207 214H206V213H203V212H202V213L205 214V215H208V214L210 213ZM221 211H222V210H221ZM248 211H249V210H248ZM2 212H3V211H2ZM2 212H0V216L3 214ZM38 212H39V214L36 215V217H38V216H39V217L36 218V220H34V222L37 221V222H36L37 224L35 223L36 227H35V225H34L35 228L32 227V229H38V228H39V226H38V225H39V224H38L39 221H40V224H41V223H42L43 221H45L47 218H48V219H49V218H50V219L52 218V217H49V214H48V217H47V216H45V213L42 214V213H43L42 211H41V212H40V211H37V213H38ZM105 212H106V211H105ZM111 212H112V213H111ZM167 212L165 213V215L167 214ZM184 212H185V211H184ZM193 212H191V213H193ZM200 212H199V213H200ZM102 213H103V212H102ZM116 213H118V212H116ZM124 213H125V212H124ZM127 213H128V212H126L124 215H126ZM129 213H130V211H129ZM186 213H187V212H186ZM212 213H213V212H212ZM217 213H218V212H217ZM217 213H216V214H217ZM224 213L227 214L226 211L223 212V213L221 212V214H224ZM40 214H41V215H40ZM69 214H70V213H69ZM103 214H104V213H103ZM140 214H141V213H140ZM160 214H159V215H160ZM188 214H189V213H188ZM196 214H197V213H196ZM221 214H220V215H221ZM225 214H224V215H225ZM252 214H253V213H252ZM21 215H22V214H21ZM23 215H24V213H23ZM23 215H22V217H24ZM25 215H26V214H25ZM30 215H31V213H30ZM30 215H29V216H30ZM42 215H43V216H42ZM46 215H47V214H46ZM61 215H62V214H61ZM121 215H122L123 218H125V217L127 218V216H123V214H121ZM121 215L118 214V216H119V220H121V221L124 222L125 219L122 220L121 217H120ZM130 215H131V213L128 215V218H127L128 221H129ZM184 215H186L185 217L187 218V214H184ZM184 215H183V216H184ZM201 215H202V214H201ZM201 215H200V216H201ZM210 215H212V214H210ZM232 215H233V214H232ZM27 216H28V215H27ZM40 216H42L41 219L43 218V219H45V220L42 219V220H43V221H42V220L40 219ZM88 216H89V215H88ZM88 216H87V217H88ZM97 216L101 217L100 215H97ZM146 216H147V215H146ZM155 216H156V218H155ZM191 216H193V215H191ZM191 216H190V217H191ZM228 216H230V215L228 214ZM33 217H34V216H33ZM99 217L97 218V220H99ZM160 217H161V219H162V215H161ZM194 217H196V216L194 215ZM194 217H192V218H194ZM205 217H207V216H205ZM208 217H210V216H208ZM211 217H212V216H211ZM211 217H210V218H211ZM223 217H225V216H223ZM6 218H9V217H6ZM25 218H27V217H25ZM109 218H110V217H109ZM109 218H107V220H106L107 222L110 220ZM113 218H114V217H112V219H113ZM117 218H118V217H117ZM147 218H148V219H147ZM154 218H155V219H154ZM158 218H159V217H158ZM158 218H157V219H158ZM176 218H177V217H176ZM180 218H181V217H180ZM200 218H202V217H200ZM229 218H230V217H229ZM37 219H38V220L40 219V220L38 221ZM50 219H49V220H50ZM152 219H153V220H152ZM178 219H179V217L177 218V220H178ZM181 219H182V218H181ZM181 219H179V220H180V223L178 222V223L180 224L179 227L182 226L183 228H185V227L183 226L184 223H181V222H182ZM196 219H197V217H196ZM215 219H216V218H215ZM113 220H114V219H113ZM158 220L160 221V218H159ZM179 220H178V221H179ZM185 220H186V219H185ZM189 220H190V219H189ZM189 220H188V221H189ZM200 220H201V219H200ZM219 220L221 221V219H218V221H219ZM236 220H238V219H236ZM41 221H42V222H41ZM99 221H100V222H99ZM99 221H97V224H98L99 226H101L100 223H102V222L104 223V219L102 220V222H101V220H99ZM106 221H105V222H106ZM111 221H112V220H111ZM111 221H109V222H111ZM115 221H116V220H114L113 222H115ZM149 221H145V220H144V223H143V224H145V222H149ZM163 221H164V220H163ZM163 221H162V222H163ZM186 221H187V220H186ZM191 221H192V219H191ZM191 221H189V225H190V222H191ZM203 221L206 223L205 220H202V223H203ZM214 221H215V220H214ZM216 221H217V220H216ZM218 221H217V222H218ZM238 221H239V220H238ZM255 221H256V220H255ZM260 221H261V220H260ZM260 221H259V222H260ZM116 222H117V221H116ZM125 222H126V221H125ZM125 222L123 223L124 225H123V224H120L121 222L118 223V224H120V225L122 226V228H126L125 226H127V223H128V222L126 223V225H125ZM157 222H158V221H157ZM160 222H161V221H160ZM160 222H158V223H160ZM196 222L200 223V222H199V216H198V221L196 220ZM31 223H33V222H31ZM44 223H47L46 226H50V225H48V223H49L48 220H47V222L45 221ZM163 223H164V222H163ZM173 223L176 224L175 226H177V224H178L176 221L173 222ZM173 223H172V225H173ZM193 223H194V221H193ZM193 223H192V224H193ZM219 223H220V222H219ZM221 223H223V222H221ZM221 223H220V224H221ZM225 223H227V222H225ZM234 223H236V222H234ZM234 223H233V225H234ZM33 224H34V223H33ZM97 224L95 225L96 227H97ZM104 224H106V223H104ZM161 224H162V223H161ZM164 224H166V223H164ZM179 224H178V225H179ZM181 224H182V225H181ZM200 224H201V223H200ZM228 224H230V222H229ZM237 224H238V223H237ZM237 224H236V225H237ZM250 224H253V223H250ZM257 224H258V223H257ZM6 225H7V227H6ZM42 225H43V224H42ZM84 225H85V224H84ZM154 225H155V224H154ZM172 225H171V226L168 225V226H169L170 228H172ZM184 225H186V223H185ZM187 225H188V224H187ZM189 225H188V226H189ZM193 225H194V224H193ZM208 225H211V224L208 223L207 226H208ZM226 225H227V224H226ZM230 225H231V224H230ZM43 226H44V225H43ZM85 226H86V225H85ZM85 226H84V227H85ZM95 226H94V227H95ZM121 226H120V227H121ZM148 226H147V228H148ZM155 226H156V225H155ZM157 226H158V225H157ZM164 226H165L164 228L162 227L163 229H165V228L168 227V226L166 227V225H164ZM190 226H191V225H190ZM196 226H197V225H196ZM207 226H206V228H208ZM218 226H219V225H217V227H218ZM223 226H224V225H221V227H223ZM237 226H238V227H235V228H236L235 230H238V229L241 227V225H237ZM37 227H38V228H37ZM57 227H58V226H57ZM96 227H95V228H96ZM120 227H119V228H120ZM159 227H161L160 224H159ZM219 227H220V226H219ZM229 227L231 228V226L228 225V228H229ZM233 227H234V226H233ZM233 227H232V228H233ZM4 228H5V229H4ZM45 228H46V227H45ZM65 228H66V227H65ZM65 228H64V229H65ZM70 228H71V227L69 226V229H70ZM119 228H118V229H119ZM152 228H153V226H152ZM173 228H174V227H173ZM173 228H172V229H173ZM177 228H178V227H177ZM194 228H195V227H194ZM210 228H211V226H210ZM223 228L225 229V226H224ZM226 228H227V227H226ZM232 228H231V229H232ZM237 228H238V229H237ZM263 228H264V227L260 228L259 230H262ZM29 229H30V230H29ZM61 229H62V228H61ZM81 229H83V228H81ZM96 229H97V228H96ZM101 229H102V228H101ZM106 229H108V227H107ZM109 229H112V228H109ZM116 229H117V228H115V230H116ZM188 229H189V228H188ZM211 229H212V228H211ZM240 229H241V228H240ZM253 229H254V228H253ZM38 230H39V229H38ZM41 230H42V228L39 230V232H37L38 234L36 233V230H35V234H37V235L39 236ZM44 230H45V229H44ZM46 230H47V231H46L47 233H48V232H49V233L52 232V230H50V229L48 230V228H47ZM66 230H68V227H67ZM70 230H71V229H70ZM70 230H68V231H69V234H71L72 231H73V230H72V231L70 232ZM124 230H125V229H124ZM165 230H166V229H165ZM197 230H198V227H197ZM28 231H27V232H28ZM80 231H81V230H79V234H80ZM105 231H106V230H105ZM108 231H109V230H108ZM118 231L120 232V230H118ZM118 231H117V232H118ZM152 231H153V230H152ZM169 231H170V230H169ZM174 231H175V230H174ZM174 231H173V232H174ZM179 231H180V229H179ZM201 231H202V233H204L203 230H201ZM254 231H256V229H254ZM41 232H42V231H41ZM57 232H58V231H57ZM59 232H60V231H59ZM59 232H58V233H59ZM61 232H63V231H61ZM61 232H60V233H61ZM90 232H92V234H93L94 230H93V229H92V230L90 229ZM139 232H140V231H139ZM146 232H147V231H146ZM161 232H162V231H161ZM173 232H172V233H173ZM175 232H176V231H175ZM182 232H184V234H185V231H182ZM198 232H199V231H198ZM198 232L195 231L194 233L197 234ZM216 232H217V231H216ZM246 232H247V231H246ZM262 232H263V231H262ZM47 233H46V234H47ZM63 233L65 234V232H63ZM63 233H62V234H63ZM66 233H67V232H66ZM76 233H78V232H76ZM94 233H96V232H94ZM105 233H106V232H105ZM107 233H108V232H107ZM107 233H106V235H107ZM132 233H133V230H132ZM140 233H143V232H140ZM164 233H165L164 236H165V238H166L165 242H167V243H168V242H169V243L172 242V243H174V244H181V243L183 244V242L181 241V239L183 240L184 237H183L182 235H184V234L181 233V234H182V235H181L182 238L180 239V237H179V238H177L178 236L176 237L175 233H173V234H172V233H169V232H164ZM205 233H208V232L205 231ZM217 233L219 234V232H217ZM228 233H229V232H228ZM236 233H238V231H236ZM23 234H24V233H23ZM30 234H31V233H30ZM41 234H42V233H41ZM55 234H56V233H55ZM64 234H63V235H64ZM69 234H68V235H69ZM79 234H78V237H79ZM92 234H90V233L87 234L88 236H86L87 238H86V237L84 238V243H86L87 246H88V243H89V244H90L89 246H90L92 249H94V248H96L95 246H98V241H100V240H98V239L96 240V237H97V236H94V234H93V235H92ZM115 234H116V233H115ZM117 234H118V233H117ZM148 234H149V233H148ZM148 234H147V235H148ZM200 234H201V233L199 232L198 235H200ZM208 234H209V235H212V234H210V233H208ZM215 234H216V233H213L214 236H215ZM241 234H242V233H241ZM19 235H20V234H19ZM71 235H72V236H71ZM71 235H69V236L67 237V238H69V237L71 236V237H70V238H71L70 242H72L73 239H74V238H73V233H72ZM95 235H97V234H95ZM101 235L103 236V234H101ZM108 235H109V234H108ZM145 235H146V234H144V236H145ZM149 235H150V234H149ZM149 235H148V236H149ZM160 235H161V234H160ZM219 235H220V234H219ZM232 235H233V234H232ZM30 236H31V235H30ZM66 236H67V235H66ZM89 236H90V237H89ZM93 236H94L95 239L93 238ZM98 236H99V235H98ZM179 236H180V233H179ZM184 236H186V235H184ZM200 236H201V235H200ZM226 236L228 237V239H229V237H232V236H228V234H226ZM226 236H224V241H225V242H224V241H223V242L221 241L222 238H220V239H219V238H216V239H215V243H214V242H213V243H212V242H209V243H211L212 245L209 244V246H208V243L206 242V243H204V244H207V246H204V247H203L202 244H201L202 248L199 249V250H197L196 252H194V254H191V256H192V255L195 256V259L193 258V261L195 260L194 262H193L192 260H191L190 262H189L188 260H187V261L184 260V259L188 256L187 254L184 256L185 258L182 257V258H184L183 260H181V258H180V261H179V259H177L176 262H175V258H174V260H173V258H172L171 262H172V263L174 262V263H176V264H195V263H196V264H203L205 260H207V261H210V260L212 261V260H213V264H215L217 261H218L217 263L220 264V263H222V258H224V256H225V257H229V256L232 254V258H231V259H230V258H229V259L226 258V259H227V260H226V259L224 258V259H225L224 262H225V261L227 262V263L225 262L226 264H264V254H263L264 252H261V251H260V252H261V253H260L258 249L254 248V247L257 246V245L254 246V244H253V241H254L255 239L253 240V239L249 238L248 240H244V241L242 242V239L239 240V239L241 238V237L239 238V235H233L234 239H233V237L231 238V240L229 239V240L231 241V242H230V241H228V239H227ZM263 236H264V235H262V233H261V236H260V237H261L262 239H263ZM57 237H58V236H57ZM57 237H56V239H57ZM60 237H62V236H60ZM91 237H92V238H91ZM130 237L133 238L132 235H131ZM146 237H147V236H145V240H147ZM189 237H190V236H189ZM212 237H213V236H210V238H212ZM249 237H250V236H249ZM251 237H253V236L251 235ZM49 238H50V237H49ZM70 238H69V239H70ZM72 238H73V239H72ZM82 238H83V237H82ZM88 238L93 239L91 242L95 245L94 247H92L93 244L89 241L90 239H88ZM98 238L100 239V237H98ZM149 238H150V237H149ZM149 238H148V239H149ZM168 238H169V239H168ZM208 238H209V236H208ZM225 238H226V239H225ZM28 239H29V238H28ZM28 239H27V240H28ZM64 239H65V238H64ZM69 239H68V240H69ZM134 239H135V238H134ZM134 239H133V240H134ZM156 239H157V238H156ZM158 239H159V240H163L161 236H160ZM184 239H185V238H184ZM256 239H257V238H256ZM37 240H39V238H38ZM41 240H42V241H41V243H42V242H43V239H41ZM65 240H66V239H65ZM85 240H88V241L86 242ZM101 240H102V239H101ZM128 240H129V239H128ZM232 240H233V241H232ZM234 240H236V241H238V240L241 241V244H240V242L238 241V244H239V245H238L237 243H235L236 241L234 242ZM263 240H264V239H263ZM44 241H45V239H44ZM66 241H67V240H66ZM93 241H95V242H93ZM96 241H97V242H96ZM103 241H104V240H103ZM114 241H116V240H114ZM124 241H125V240H124ZM148 241H149V240H147V242H148ZM180 241H181V243H180ZM207 241H208V240H207ZM216 241H217V242H216ZM220 241H221V242H220ZM246 241H248L249 243H246ZM37 242H38V241H37ZM45 242L47 243V241H45ZM45 242H43V243H45ZM63 242H65V241H63ZM63 242H62V243H63ZM144 242H145V241H144ZM188 242H189V241H188ZM244 242H245L246 244H245ZM38 243H39V242H38ZM99 243H100V242H99ZM111 243H112V242H111ZM120 243H121V241H120ZM141 243H142V242H141ZM148 243H149V242H148ZM148 243H147V244H148ZM150 243H151V242H150ZM186 243H187V241H186ZM186 243H184V245H185ZM190 243H193V241L190 242ZM195 243H197V242H195ZM132 244H133V243H132ZM153 244H154V243H153ZM160 244H161V243H160ZM187 244H189V243H187ZM204 244H203V245H204ZM236 244H237V245H236ZM248 244L251 246V248H248V250L242 252V254H245V255L247 256V258H246L245 255L242 256V254H238L237 250H238L239 248L246 247V246H244V245H248ZM64 245H65V244H64ZM91 245H92V246H91ZM100 245H101V243H100ZM106 245H107V244H106ZM125 245H126V244H125ZM135 245H137V244H135ZM138 245H140V243H139ZM141 245H142V244H141ZM141 245H140V246H141ZM164 245H165V244H164ZM194 245H195V244H193V246H194ZM14 246H16V247H14ZM34 246H35V245H34ZM45 246H46V244H45ZM58 246H59V245H58ZM84 246H85V247H84ZM102 246H104V245H102ZM133 246H134V245H132V248H133ZM140 246H138V247L135 246L134 248L137 249V248H139ZM157 246H158V245H157ZM237 246H239V247L237 248ZM240 246H242V247H240ZM262 246H264V245H262ZM37 247H38V244H37ZM79 247H80V248H79ZM79 247H78L79 250H80L82 247L84 248V250L88 248V247H86L85 244H84V245L82 244V246L79 245ZM90 247L88 248V250L91 249ZM104 247H105V246H104ZM108 247H109V246H108ZM158 247H159V246H158ZM160 247H161V246H160ZM182 247H183V246H182ZM182 247H181V248H182ZM199 247H200V246H199ZM235 247H236L237 249H235ZM248 247H249V246H248ZM34 248H35V247H34ZM34 248H33V249H34ZM65 248H66V245H65ZM68 248H69V247H68ZM68 248H66V249H68ZM72 248H73V247H71V249H72ZM110 248H112V247L110 246ZM115 248H116V247H115ZM125 248H126V246H125ZM132 248H129V249H130L129 252L132 251ZM168 248H169V247H168ZM179 248H180V247H179ZM187 248H188V247H187ZM187 248H186V249H187ZM246 248H247V247H246ZM260 248H261L260 250H262V247H260ZM38 249H39V247H38ZM38 249H37L35 252H37ZM54 249H55V248H54ZM92 249H91V251H92ZM99 249H101V247H100ZM99 249H98V250H99ZM106 249H107V247H106ZM120 249H121V248H120ZM127 249H128V248H127ZM140 249H143V247L140 248ZM140 249H137V250H140ZM164 249H165V248H164ZM175 249H176V248H175ZM182 249H183V248H182ZM182 249H181V250H182ZM243 249H245V248H243ZM34 250H35V249H34ZM44 250H46V249H44ZM47 250L49 251V249H47ZM98 250H97V252H98ZM102 250H103V248H102ZM104 250H105V249H104ZM112 250H113V249H112ZM112 250H111V251H112ZM122 250H123V249H122ZM137 250H135V252H137ZM155 250H156V249H155ZM155 250L153 249V251H155ZM160 250H161V249H160ZM170 250L172 251L171 247H170ZM215 250H216V251H215ZM256 250H258L257 253H256ZM4 251H5V250H4ZM51 251H52V250H51ZM66 251H68V250H66ZM81 251H83V250L81 249ZM94 251H96V250L94 249ZM109 251H110V250H109ZM111 251H110V254L112 255ZM125 251H127V250H125ZM125 251H124V253H125ZM133 251H134V250H133ZM133 251H132V252H133ZM140 251H141V250H140ZM176 251H179V250L176 249ZM182 251H183V250H182ZM182 251H181V252H182ZM184 251H185V250H184ZM214 251H215V252H214ZM31 252H32V251H30L29 255L31 254ZM35 252L33 253V256H31V255L29 256V259H30V257H33V258H32L33 260H34V258L36 259L37 254H36ZM64 252H65V251H64ZM84 252H87V251H83V252H81L82 255H78V257L81 256L80 258H81V260L83 259L82 261H84V262H82L81 260H77V259H76V260L79 261V262H77V261L75 262V261H74L75 264H78V263H79V264H83V263L86 264V263H85L86 260L88 259L87 261H89L88 253H89V254H93V253H94V252L91 253L90 251H88V253H84ZM104 252H105V254H107V250H106V251H103L102 253H100V256H101V254H103ZM114 252H115V249H114ZM122 252H123V251H122ZM135 252H134V253H135ZM148 252H149V251H148ZM157 252H158V251H157ZM173 252H174V251H173ZM181 252H177V254H178V253H181ZM199 252H200V254H199ZM244 252H245V253H244ZM3 253H4V252H3ZM21 253H22V254H21ZM47 253H48V252H47ZM59 253H60V252H59ZM67 253H68V252H67ZM83 253H84V255H83ZM120 253H121V252H120ZM124 253H122L123 255L121 254L122 257H124V255H125V257H126V254H127L128 252H126V254H124ZM154 253H155V252H154ZM154 253H153V254H154ZM169 253H170V252H169ZM186 253H187V252H186ZM24 254H26V253H24ZM34 254H35V255H34ZM51 254H52V253H51ZM69 254H70V251H69ZM72 254H73V253H72ZM79 254H80V253H79ZM116 254H117V252H116ZM130 254H133V253H130ZM153 254H152V256H155V255H156V254H155V255H153ZM174 254H175V253H174ZM174 254H173V255H174ZM257 254H258V255H257ZM19 255H20V256H19ZM67 255H68V254H67ZM103 255H104V254H103ZM107 255H108V254H107ZM136 255H137V253H135V255L133 254V256H136ZM150 255H151V252H150ZM5 256H7V255H5ZM34 256H35V257H34ZM50 256H51V255H50ZM64 256H65V255H64ZM83 256H84V257H83ZM90 256H91V255H90ZM97 256H99V255H97ZM175 256H176V255H175ZM175 256H174V257H175ZM177 256L179 257L180 255H177ZM177 256H176V258H177ZM182 256H183V254H182ZM72 257H73V256H72ZM92 257H93V256H92ZM92 257H91V258H92ZM95 257H96V256H95ZM115 257H116V256H115ZM119 257H121V256H119ZM128 257H129V254H128ZM171 257H172V256H171ZM180 257H181V256H180ZM97 258H98V257H97ZM103 258H104V259H107L108 256H105V257L101 256V257L99 258V261H101L100 259L104 260ZM164 258H165V257H164ZM218 258H219V259H218ZM245 258H246V259H245ZM7 259H10V261L6 262ZM19 259H20V258H19ZM19 259H18V260H19ZM51 259H52V258H51ZM68 259H69V258H67V256H66V259H64V260H65V261L67 260L66 262H68V261H69ZM93 259H95V258H93ZM111 259H113V257H112ZM126 259H127V258H126ZM139 259H140V258H139ZM159 259H160V258H159ZM186 259H187V258H186ZM3 260H4V259H3ZM56 260H57V259H56ZM107 260H108V259H107ZM114 260H115V259H114ZM118 260H120V259H118ZM127 260H128V259H127ZM189 260H190V259H189ZM30 261H31V260H30ZM34 261H35V264H39V263H38L39 261H38L37 259L34 260ZM34 261H33V262H34ZM37 261H38V262H37ZM50 261H51V260H50ZM52 261H53V260H52ZM57 261H58V260H57ZM70 261H71V260H70ZM70 261H69V262H70ZM80 261H81V262H80ZM91 261H94V260H91ZM95 261H96V260H95ZM99 261H98V262H99ZM104 261H105V260H104ZM109 261H110V260H109ZM137 261H138V259H137ZM150 261H151V259H150L148 262H150ZM160 261H162V260L160 259ZM177 261H178V262H177ZM219 261H221V262L219 263ZM27 262H28V261H26V262L24 261L23 263L26 264ZM33 262H32V263L30 262V263L33 264ZM66 262H65V263H66ZM69 262H68V263H69ZM113 262H115V261H113ZM142 262H143V260H142ZM3 263H2V264H3ZM23 263H22V264H23ZM28 263H29V262H28ZM53 263H54V261H53ZM65 263H64V264H65ZM70 263H71V262H70ZM74 263H72V264H74ZM99 263H100V262H99ZM108 263H109V262H108ZM121 263H123V262H120V264H121ZM124 263H125V261H124ZM124 263H123V264H124ZM145 263L147 264V261H146ZM151 263H152V262H151ZM157 263H158V262H157ZM166 263H167V262H166ZM174 263H173V264H174ZM205 263H206V262H205ZM225 263H223V264H225ZM55 264H56V263H55ZM60 264H61V263H60ZM66 264H67V263H66ZM87 264H88V263H87ZM89 264H92V262H89ZM93 264H95V263L93 262ZM126 264H127V262H126ZM149 264H150V263H149Z\"/></svg>",
    "mask_w": 264,
    "mask_h": 264
}]
</instances>
